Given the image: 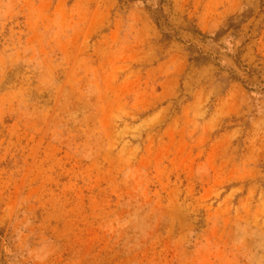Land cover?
Listing matches in <instances>:
<instances>
[{
    "label": "rangeland",
    "instance_id": "rangeland-1",
    "mask_svg": "<svg viewBox=\"0 0 264 264\" xmlns=\"http://www.w3.org/2000/svg\"><path fill=\"white\" fill-rule=\"evenodd\" d=\"M0 264H264V0H0Z\"/></svg>",
    "mask_w": 264,
    "mask_h": 264
}]
</instances>
